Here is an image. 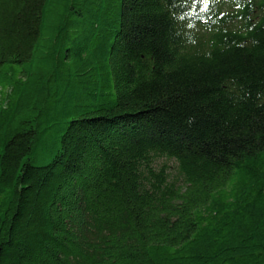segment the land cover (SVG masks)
Segmentation results:
<instances>
[{
	"label": "trees",
	"instance_id": "obj_1",
	"mask_svg": "<svg viewBox=\"0 0 264 264\" xmlns=\"http://www.w3.org/2000/svg\"><path fill=\"white\" fill-rule=\"evenodd\" d=\"M0 264H264V0H0Z\"/></svg>",
	"mask_w": 264,
	"mask_h": 264
},
{
	"label": "rangeland",
	"instance_id": "obj_2",
	"mask_svg": "<svg viewBox=\"0 0 264 264\" xmlns=\"http://www.w3.org/2000/svg\"><path fill=\"white\" fill-rule=\"evenodd\" d=\"M169 165L171 166V169H170V171H171V172H174V168H173V166H172V165H173V163H172V162H169Z\"/></svg>",
	"mask_w": 264,
	"mask_h": 264
}]
</instances>
